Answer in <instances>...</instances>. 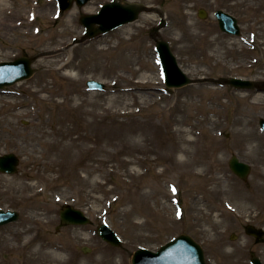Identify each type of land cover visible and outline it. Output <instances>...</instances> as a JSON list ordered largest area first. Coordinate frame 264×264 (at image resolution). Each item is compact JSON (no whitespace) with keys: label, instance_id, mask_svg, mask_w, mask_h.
Wrapping results in <instances>:
<instances>
[{"label":"rangeland","instance_id":"1","mask_svg":"<svg viewBox=\"0 0 264 264\" xmlns=\"http://www.w3.org/2000/svg\"><path fill=\"white\" fill-rule=\"evenodd\" d=\"M123 1L151 12L86 39L81 18L111 0L61 13L57 0H0V63L37 58L30 79L0 89V156L20 159L17 174L0 173V209L20 214L0 227V264H131L181 234L208 264H250L245 227L264 221V92L215 82L264 84V0ZM218 10L241 36L220 31ZM161 18L192 85L165 86L152 33ZM233 155L252 166L247 182L230 171ZM64 204L91 224L57 230ZM104 222L121 247L99 237Z\"/></svg>","mask_w":264,"mask_h":264},{"label":"water","instance_id":"2","mask_svg":"<svg viewBox=\"0 0 264 264\" xmlns=\"http://www.w3.org/2000/svg\"><path fill=\"white\" fill-rule=\"evenodd\" d=\"M90 0H76L79 7H83ZM61 11L70 9L73 6L74 0H58ZM150 9L140 4H130L114 2L102 7L101 11L96 15H86L81 19L82 25L86 29V37L93 38L95 36L107 34L121 26L130 24L138 20L143 12H149ZM219 27L222 32L230 35L239 36L241 34L238 20L223 11H218L215 14ZM199 17L205 19L207 14L201 10ZM162 25L153 29L152 32L158 35V32L163 28ZM98 26V27H97ZM156 39V38H155ZM156 50L161 62L165 84L168 88L179 89L194 81L189 78L180 68L178 60L174 55L170 44L164 40L156 39ZM37 60L36 57H21L13 62L0 63V89L16 84L17 82L29 79L36 72L32 65ZM228 84L237 89L250 90L258 88L264 91V85L253 82L251 80H243L239 78L222 79L215 84ZM87 87L90 91H104L106 85L89 80ZM260 127L264 130V119L260 120ZM19 159L14 154H8L0 157V172L14 175L18 172ZM231 171L241 180L247 181L251 173V166L240 161L237 156H233L229 162ZM60 217L64 225H87L90 220L79 209H74L67 205L60 212ZM19 219V214L15 211L0 210V226L16 222ZM247 232L251 235L260 237L261 233L255 231L251 226L247 228ZM98 233L100 237L107 243L115 247L122 245L118 235L107 225L99 226ZM87 252V251H85ZM132 264H207L204 251L192 237L181 235L171 240L162 246L158 252H152L147 249L136 251L132 258ZM253 264H261L260 260L256 259Z\"/></svg>","mask_w":264,"mask_h":264},{"label":"flooded vegetation","instance_id":"3","mask_svg":"<svg viewBox=\"0 0 264 264\" xmlns=\"http://www.w3.org/2000/svg\"><path fill=\"white\" fill-rule=\"evenodd\" d=\"M257 220H258L257 218L252 220V222H254L252 224V226H254L258 230H263L264 231V221H260L262 223H257ZM60 228H62V227H60ZM248 237L250 239H252L250 241V248H249V253H250V256H251L250 259L259 258L262 261V263H263L262 254L264 255V235L261 238H255V237H251V236H248Z\"/></svg>","mask_w":264,"mask_h":264},{"label":"bare ground","instance_id":"4","mask_svg":"<svg viewBox=\"0 0 264 264\" xmlns=\"http://www.w3.org/2000/svg\"><path fill=\"white\" fill-rule=\"evenodd\" d=\"M189 142V141H187ZM43 251V252H41ZM37 253L41 254L44 258L49 260L50 262H57L56 260H60V256L55 252V253H49L44 250V247H39L37 250Z\"/></svg>","mask_w":264,"mask_h":264}]
</instances>
